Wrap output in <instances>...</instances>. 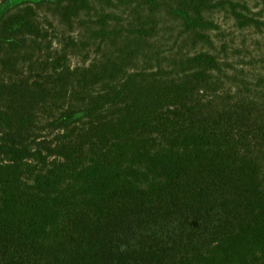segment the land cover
<instances>
[{"label":"trees","instance_id":"obj_1","mask_svg":"<svg viewBox=\"0 0 264 264\" xmlns=\"http://www.w3.org/2000/svg\"><path fill=\"white\" fill-rule=\"evenodd\" d=\"M0 264H264V0H0Z\"/></svg>","mask_w":264,"mask_h":264},{"label":"rangeland","instance_id":"obj_2","mask_svg":"<svg viewBox=\"0 0 264 264\" xmlns=\"http://www.w3.org/2000/svg\"><path fill=\"white\" fill-rule=\"evenodd\" d=\"M71 63H72V66L80 65L81 58H79V56H74L72 57Z\"/></svg>","mask_w":264,"mask_h":264}]
</instances>
